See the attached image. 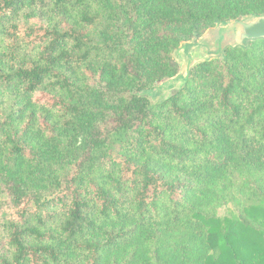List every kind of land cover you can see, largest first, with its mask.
Wrapping results in <instances>:
<instances>
[{"label":"trees","instance_id":"obj_1","mask_svg":"<svg viewBox=\"0 0 264 264\" xmlns=\"http://www.w3.org/2000/svg\"><path fill=\"white\" fill-rule=\"evenodd\" d=\"M264 0H0V264H264V38L171 78Z\"/></svg>","mask_w":264,"mask_h":264},{"label":"rangeland","instance_id":"obj_2","mask_svg":"<svg viewBox=\"0 0 264 264\" xmlns=\"http://www.w3.org/2000/svg\"><path fill=\"white\" fill-rule=\"evenodd\" d=\"M251 18V17H248ZM234 21H229L227 24H219L211 29V33H203L195 41L181 43L171 53V64L177 69V74L171 78H164L155 82L150 88L146 89L143 94L147 97L150 103H155L172 94L182 84L186 77L189 68L204 59L220 57V50L224 47L222 37L229 35V41L235 43L236 30L232 24ZM218 35L221 37L217 40ZM222 51V50H221Z\"/></svg>","mask_w":264,"mask_h":264},{"label":"water","instance_id":"obj_3","mask_svg":"<svg viewBox=\"0 0 264 264\" xmlns=\"http://www.w3.org/2000/svg\"><path fill=\"white\" fill-rule=\"evenodd\" d=\"M231 26H235L236 30V40L235 43H231L229 41V35L227 37H222V42L224 47L227 45H234L241 43L244 39H259L264 38V15L251 17V18H244L234 20ZM207 31V32H206ZM207 33L213 32V29L206 30ZM220 36L218 35L217 40H220ZM223 47V48H224ZM223 48L221 50H223ZM220 52L222 53V51Z\"/></svg>","mask_w":264,"mask_h":264},{"label":"crops","instance_id":"obj_4","mask_svg":"<svg viewBox=\"0 0 264 264\" xmlns=\"http://www.w3.org/2000/svg\"><path fill=\"white\" fill-rule=\"evenodd\" d=\"M207 32V31H206ZM206 32H204V33H206Z\"/></svg>","mask_w":264,"mask_h":264}]
</instances>
